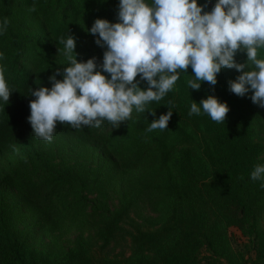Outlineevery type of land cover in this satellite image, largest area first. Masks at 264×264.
Returning <instances> with one entry per match:
<instances>
[{"label": "trees", "instance_id": "16d2710c", "mask_svg": "<svg viewBox=\"0 0 264 264\" xmlns=\"http://www.w3.org/2000/svg\"><path fill=\"white\" fill-rule=\"evenodd\" d=\"M213 6L209 3L206 10ZM117 13L118 0H0V20L9 21L7 31L0 35V52L4 53L0 66L13 91L8 103L0 100V169L19 197L14 202L0 186V264H223V258L237 264L240 259L229 251L222 234L230 227L253 239L255 256L247 263L264 264V187L250 179L254 166L264 164V144L255 139L252 130L255 121L264 120V108L229 90L226 82L234 71L229 68L217 74L214 91L207 82L197 91L188 90L185 84L192 75L189 67L172 92L148 105L156 117L133 110L131 118L117 128L108 121L99 128L57 124V135H77L100 144L104 154L97 158L109 180L118 171L140 176L141 190L136 195L123 194L113 211L102 207L103 217L93 237H80L74 249L52 255L32 248L15 224L22 210L18 202L35 211L42 227L51 223L54 214L60 218L55 224L61 223L58 211H64L65 204L62 209L56 206L55 193L82 184L92 171L75 164L58 168L45 162L49 146L33 134L27 117L34 97L25 95L29 88L51 87L49 76L57 68L63 71L67 60L61 54L60 40L67 34L76 38L78 61L101 60L100 47L87 29L96 18L118 22ZM235 58L239 63L247 59L243 52ZM210 94L229 105L225 123H216L203 112L188 115L192 100L198 103ZM168 107L173 115L167 130L146 132L149 123ZM36 163L46 165L49 174L38 181L27 172ZM151 186L160 188L170 204L168 217L157 229L136 225L126 231L123 226L137 207L142 189ZM76 219V215L71 217L73 224ZM121 231H126L133 246L126 260L105 254ZM205 248L209 254L202 256Z\"/></svg>", "mask_w": 264, "mask_h": 264}, {"label": "clouds", "instance_id": "9594fccd", "mask_svg": "<svg viewBox=\"0 0 264 264\" xmlns=\"http://www.w3.org/2000/svg\"><path fill=\"white\" fill-rule=\"evenodd\" d=\"M209 3L118 0V22L96 18L87 29L94 43L105 49L99 63L96 57L78 61L76 38L67 34L60 40L67 60L63 71L57 68L49 76L51 87L29 88L25 95L34 97L27 117L33 134L51 142L58 123L99 128L108 121L117 128L133 110L156 117L148 105L172 92L189 67L188 90L198 91L207 82L214 91L217 74L223 68L235 69L240 74L228 81L229 90L264 108V0H215L207 11ZM8 25L7 18L0 20V35ZM238 52L246 54V62L236 61ZM12 92L0 66V100L8 103ZM168 109L149 123L146 132L167 130L173 115ZM229 111L227 102L210 94L198 103L192 100L188 115L203 112L212 121L225 123ZM250 179L264 187V164L254 166Z\"/></svg>", "mask_w": 264, "mask_h": 264}, {"label": "rangeland", "instance_id": "374dc122", "mask_svg": "<svg viewBox=\"0 0 264 264\" xmlns=\"http://www.w3.org/2000/svg\"><path fill=\"white\" fill-rule=\"evenodd\" d=\"M214 4L213 1L210 3ZM84 24V21H82ZM35 26V25H34ZM100 48L99 55H103ZM63 55V52L61 53ZM236 61L238 60L235 58ZM102 62V59L98 61ZM239 63V62H238ZM228 81L234 80L240 73L230 72ZM107 75V74H106ZM254 137L264 144V120L255 121L252 127ZM44 156L45 162L49 165L64 167L68 164L78 165L81 169L91 168L92 171L82 184L65 187L55 193L54 202L61 209L65 204L64 211L59 212L61 223L57 215H53L51 223L42 227L38 224L37 214L32 209L24 208V202H18L20 209L15 219V224L27 236L30 246L34 249L47 252L52 255L67 253L76 247L78 238H90L95 234L97 224L101 219L100 213L105 206L113 211L121 204L123 194L128 196L136 195L141 187L138 183L137 174H130L118 171L112 180H109L107 173L100 168L98 154L103 155L104 151L100 144L84 140L77 135H54ZM97 155V156H96ZM264 159V154L261 156ZM98 159V160H97ZM107 165V164H106ZM48 168L43 163H36L27 171L35 181L48 176ZM136 173V172H133ZM0 186L9 193V198L14 202L19 200L17 191L12 188L6 180V175L0 169ZM72 207V208H71ZM170 204L165 201L160 188L151 186L149 189H142L137 207L133 208L130 220L124 224L126 231L133 230L136 225L144 230L157 229L168 217ZM76 215L75 223L71 217ZM72 223V224H71ZM126 231H121L115 236L105 249L106 256L110 258L126 260L133 253V246ZM226 239L229 251L237 256V264H249L254 259L253 239L241 230L230 227L222 231ZM208 249L202 251V256L208 255ZM223 264H230L225 258Z\"/></svg>", "mask_w": 264, "mask_h": 264}]
</instances>
